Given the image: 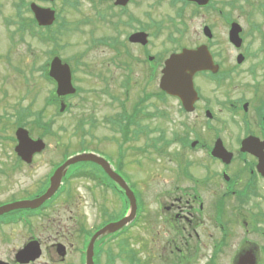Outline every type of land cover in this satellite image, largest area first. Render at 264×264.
I'll return each instance as SVG.
<instances>
[{"label":"rangeland","instance_id":"374dc122","mask_svg":"<svg viewBox=\"0 0 264 264\" xmlns=\"http://www.w3.org/2000/svg\"><path fill=\"white\" fill-rule=\"evenodd\" d=\"M111 1L100 2L96 0L99 9L94 10L88 0H78V11L64 5L63 0H55L52 3H37L42 8H50L56 13L59 11L61 25L65 23L64 29L57 31V35L60 36L59 46H64L63 49L57 47L60 59L68 62L70 66L71 64L74 65L75 63L72 62L74 56L82 57L88 44L89 47L86 50L93 47L92 33L94 34V41L107 38V36H114L116 32L112 30L111 26L100 21L106 19L111 21L112 25L119 27L118 34L120 35L118 37L121 41L125 40L127 33L138 26L145 27L150 24L157 30L158 26L161 28L159 22L162 21V33L152 37L148 50L152 55L162 58L166 51L175 49V45L169 41L168 34L173 33L171 26L173 28L176 26L180 28V26L177 25L179 21L175 19V9L169 6L167 0H132L127 6L126 12L121 13L118 9H114L113 14H111L112 10L108 8L109 5H112ZM214 1H217L215 7L234 15L236 10L229 6L228 0ZM246 1L248 4L244 0H238L237 4L242 6L246 12L251 6V14L254 15L251 19L256 22L262 20L261 16L264 9L259 6L263 5V1ZM31 2L34 3L35 1L0 0V205L28 196L34 195L36 199L43 195V188L40 190L43 176L50 170L53 163L60 161L65 148L68 151H77L82 147L81 143L84 141L85 149L103 150L114 159L115 148L119 145L121 138L116 131L111 130L109 122L118 112L119 102L123 100L126 110L131 112V108L140 96L152 90L151 82H147L150 71L145 65L137 62V58L141 55L139 47L130 46L125 40L128 55L123 54L122 51L120 57H117L118 55L106 47L94 48L82 58L81 62L86 63L87 67L84 68L79 65V69L74 75V85L80 89V93L68 100L69 110L59 116L57 114L59 102L57 103L58 106L57 104L54 106V101H52L53 104H45L53 86L45 81L39 70L48 59L46 52L52 49L51 44L43 45L27 36H23V40H21L20 35L15 34V31L18 30V19L16 18L18 6H20L21 15L30 17L24 5ZM191 9L188 7L185 10L183 21L187 31L180 39L181 47H194L202 42L200 36L195 35V30L200 27L204 20L210 22L212 19L206 12L192 10V13ZM129 17L138 20L139 23L133 21L129 23L131 26L121 27L123 23L117 22H128ZM5 20L10 23L4 24ZM174 20L176 24H174ZM81 22L84 23L80 26ZM71 25L80 26L82 32L65 33L67 27ZM152 31L150 29L148 32L153 34ZM11 34H13L12 40L9 39ZM173 37L177 38L179 35L174 34ZM259 40L261 45H264V36ZM258 45V43L252 44V46ZM220 46H225V44L221 43ZM178 47H180L179 44ZM113 58L115 59L114 63L112 62ZM147 84H149L148 88H146ZM155 103L156 101L149 97L148 112L154 110ZM27 108L32 112L45 109L39 117L32 116L29 118L27 116L26 118V129L29 133L31 132L30 135L33 139L43 133L39 128L40 123H51V135H46V138L43 139L46 148L34 158L30 166L18 162L13 152L15 146L13 137L17 119L23 118L22 115L24 116ZM16 112H19L20 115L17 116ZM157 113V120H142L148 129L163 130L168 139L171 138L172 134H176V136L184 134L182 124L185 123L186 118L179 113L176 100L158 101ZM31 126H33L32 130ZM153 136L156 137L155 132L151 135V137ZM143 144L144 139L140 138L139 140L131 139L124 145L127 151L126 182L135 194L142 192L146 200L145 220L130 231L126 240L143 264H166L158 257L163 235L158 237L157 232H161V230L159 226H156L152 216L155 210L153 195L162 188L157 184L169 177L167 161L170 157L157 159L150 150L148 154H140L137 149L141 148ZM169 152H178L177 147H171ZM103 156L108 158L107 155L103 154ZM185 156L193 161L202 158L200 152H187ZM76 168L80 167L75 166L71 169ZM106 204L112 210H117L119 205L115 198L110 196L108 198L98 188L85 181L70 182L67 194H64L41 217L34 220L32 225L35 226L34 233H28L27 230L21 229L19 227L22 226L21 224H17V227L13 228H5L0 232V259L10 256L13 258L22 249L26 239L34 235L41 237L43 243L46 241L48 244L58 242L67 248V252L70 254L67 260L61 264L76 262V249L80 246L81 239L78 237V232L74 235L73 231L80 225L89 227L94 221L96 210L98 211L100 207ZM116 217L117 214L111 212L106 219L114 220ZM255 239L257 244H263L264 239L261 240L258 234H256ZM116 249V244L111 247L112 251H116ZM116 253L118 254V251ZM105 255L106 258H102V264H112L106 261L108 256L106 251ZM52 257L54 259H56L55 257L61 258L55 253ZM165 258L167 261L171 260L168 252L165 253ZM50 260L51 257L43 258L39 264L50 262ZM203 262L202 260L194 264H203ZM126 263L127 259H122L113 264ZM223 263H226V259H223Z\"/></svg>","mask_w":264,"mask_h":264},{"label":"flooded vegetation","instance_id":"af4514ba","mask_svg":"<svg viewBox=\"0 0 264 264\" xmlns=\"http://www.w3.org/2000/svg\"><path fill=\"white\" fill-rule=\"evenodd\" d=\"M199 10L212 18L210 22L204 20L195 30V35L202 40L199 45L207 47L215 69L193 77L198 99L191 112H179L186 118L182 124L184 134L172 135L171 146L177 147L178 152H172L168 158L169 177L157 184L162 188L153 195L155 210L152 218L162 232H157L158 237L163 235L158 257L166 264H194L202 260L203 264H264V241L259 245L255 239L256 234L264 239V178L258 171L259 160L251 155V137L264 141V45L259 40L264 36V21L255 23L251 14L240 15L239 10L234 12V16L224 14L218 7ZM233 23L241 27L242 43L238 47L229 42ZM205 28L210 30L211 40L204 38ZM221 43L225 46H220ZM254 43L259 45L252 46ZM138 59V64H142V55ZM148 68L147 82H151L152 90L143 101L147 108L149 97L156 101L151 116L152 120H157L158 71L151 63ZM154 139L158 141L157 135ZM244 142L247 144L242 151ZM216 146L223 148L230 157H212L210 153ZM115 151L119 152L121 160V170L116 168V173L126 180L127 151L124 145H117ZM187 152H200L202 158L196 161L187 159ZM106 155L108 158L103 157L112 165V156ZM153 155L160 159L157 152ZM90 165L94 178L105 180V195L115 198L119 204L117 210L108 207V203L105 205V220L111 212H115L117 217L108 222L119 220L127 214V199L99 166ZM48 173L42 179L44 186ZM28 199L30 196L20 200ZM138 204L137 226L145 220L146 200L143 196L139 197ZM38 218H32L29 226L19 227L34 233L35 226L32 225ZM13 227L17 226H0V232ZM92 228L79 226L73 234L78 232L82 243ZM127 235L125 230L121 236L123 241ZM29 243L36 245L41 252L40 258L29 264H39L46 257H51L50 262L42 264H61L70 254L62 243H43L41 237L34 235L26 239L22 249ZM80 249V246L76 249L77 261L71 264H80ZM166 252L171 257L169 261L165 258ZM54 253L61 258L54 259ZM125 258L126 249H122L115 262ZM0 261L18 264L15 255Z\"/></svg>","mask_w":264,"mask_h":264},{"label":"water","instance_id":"95a60500","mask_svg":"<svg viewBox=\"0 0 264 264\" xmlns=\"http://www.w3.org/2000/svg\"><path fill=\"white\" fill-rule=\"evenodd\" d=\"M42 1H53V0H42ZM200 5H205L207 0H195ZM127 0H118L116 4L126 5ZM31 10L33 11L34 17L37 20L38 24L51 25L54 20V12L49 9H41L36 5H31ZM237 32L231 36V39L237 38ZM147 36L144 34H135L129 38L131 43H140L145 45ZM210 68L209 57L207 55L206 50L199 49L197 51H187L183 50L178 55H171L170 58L165 61L164 68L162 70V77L160 79V89L165 92L167 95L172 97H178L184 108L188 109L189 105L194 101L195 93L192 87V76L199 71L206 70ZM49 76L54 79L57 84V96L63 97L66 95L74 94L75 90L71 85V74L69 68L66 65H61L58 59H55L52 63L51 70ZM64 106H61V111H63ZM15 137L17 140V146L15 147V152L17 156L27 164H30L32 158L35 154L40 153L45 145L41 140H31L28 132L22 128L17 129L15 132ZM264 143H259L258 140H251V154L255 157L259 158V170L264 177ZM219 154V151L217 152ZM217 154V155H218ZM80 162H94L100 165L105 173L109 175V177L124 190L127 198L130 202V211L127 217H125L120 222L109 225L105 227L103 230L99 231L92 238L86 254V264H93V247L95 241L102 235L107 232L113 233L123 226H125L128 222H130L135 215V200L133 194L130 192L126 184L112 171L109 170V167L104 162V160L95 157L94 155H85L82 154L80 156H75L65 162L53 175L50 180V186L47 189L46 193L33 201L30 202H19L12 205H7L4 207H0V216L6 214L8 212L26 209V208H38L44 202L49 200L57 191L61 178L65 175L66 169L71 165ZM36 252V246L34 244H29L23 250H21L17 254V261L20 263H27L29 261H34L39 257V252Z\"/></svg>","mask_w":264,"mask_h":264},{"label":"trees","instance_id":"16d2710c","mask_svg":"<svg viewBox=\"0 0 264 264\" xmlns=\"http://www.w3.org/2000/svg\"><path fill=\"white\" fill-rule=\"evenodd\" d=\"M24 7L26 8V11H28L29 12V10H28V8H27V5H24ZM18 12H20V6H18ZM19 14V13H18ZM27 23H28V26H30V27H32V25H34L35 26V22H34V20L32 19V18H27V19H24ZM24 21V22H25ZM128 26H130V24L128 23ZM118 52V51H117ZM166 99V96L164 95V94H162V93H160V101H164ZM52 101H54V104L56 105L57 104V98L53 95V94H51V96L49 97V99H48V103H51ZM43 111H44V109H42V110H39V111H36V112H31V116H37V117H39L40 115H42V113H43ZM17 113V112H16ZM18 115H20L19 114V112L17 113V116ZM22 115V114H21ZM22 119H17V126L16 127H20V126H22V127H26V125H27V121H26V116H25V113H24V116L22 115ZM129 124H131L132 125V123H130L129 122ZM128 124V126H126V129H127V131L129 130V128H130V126L131 125H129ZM118 126L119 127H122L123 126V124H118ZM39 128H41V130L43 131V133L42 134H40L39 135V138H46V135H51V132H50V129H51V123H40L39 124ZM79 128V127H78ZM33 129V126H31V130ZM31 133V132H30ZM161 134H163V133H161ZM83 141V140H82ZM84 143V141L81 143V144H83ZM82 148H84V147H82ZM73 153H75V151H68L67 150V148H65V152L64 153H62L63 154V159L65 158V157H67V156H70V155H72ZM128 264H137V261L132 257H128Z\"/></svg>","mask_w":264,"mask_h":264}]
</instances>
